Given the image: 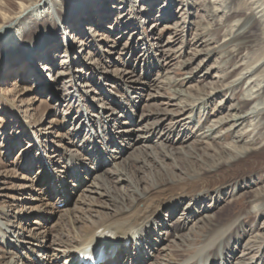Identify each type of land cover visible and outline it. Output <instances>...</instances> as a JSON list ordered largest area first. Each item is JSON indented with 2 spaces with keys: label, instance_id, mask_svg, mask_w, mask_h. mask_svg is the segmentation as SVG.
I'll use <instances>...</instances> for the list:
<instances>
[{
  "label": "rangeland",
  "instance_id": "1",
  "mask_svg": "<svg viewBox=\"0 0 264 264\" xmlns=\"http://www.w3.org/2000/svg\"><path fill=\"white\" fill-rule=\"evenodd\" d=\"M91 1H95L96 12H100L96 16L87 15L91 22L86 24L96 31L95 36H87L89 31L83 26L85 22H81L83 17L78 11L65 28L54 15L52 21L57 27L51 24L36 29L24 43L26 46L20 42L18 47L0 51L1 93H5L9 100L13 99V106L0 100V206L6 210L4 213L9 214L8 217L3 215L14 225L11 228L20 233V239L22 235L40 237L44 244L38 253L42 251L48 256L57 249L55 240L61 227L73 226L72 222L78 227L83 218L95 220L99 215H109L121 207V198L132 200L136 188V191L144 192L153 182L163 181L156 183L162 186L167 180H174L171 179L174 175L176 180H180L183 174H190L191 160H195L187 155L193 151L196 158L204 160L203 164L213 163L217 158L214 150L232 144V135L236 133V129L228 132L227 125L218 127L216 120L226 117L233 104L242 103L243 110L250 108L252 102L242 99L252 89L258 93V100H264V19L253 18L249 47L235 55L228 64L223 59L232 53L234 46L225 45L223 39L228 38L226 34L231 32V24L241 17L239 15L210 19L201 9L202 0H190L192 5L187 7L190 12L185 17L181 9L186 1L167 0L171 16L163 21L164 18L156 16L155 8L149 10L154 0ZM259 1L264 4V0ZM217 26L220 30L213 31L216 34L212 38L210 28ZM71 28L76 30V37L86 43L82 48L78 47L75 37L67 34ZM197 36L204 39L201 45L198 43L200 40L194 42ZM39 44H47L50 49L47 52L39 50L38 53L53 59V67L47 70L45 81L43 76L32 79L21 69L15 71L22 67L40 68L41 62H34L33 57L27 54L29 48ZM247 65L254 67L255 76L241 80L232 89L216 91L218 93L211 99L208 97L207 104L200 103L202 100L195 104L194 98L176 94L177 89H182L199 99L209 90L210 82L218 80L217 83L222 85L225 81H232ZM44 71L41 69L38 73L43 74ZM215 74L221 76L213 77ZM28 87H34V91L27 92ZM21 116L24 117L22 122L37 131L35 141L25 126L19 125ZM262 117L264 111L257 119ZM176 121V130L180 129L178 132L183 140L169 145L166 155L163 151L166 147L162 145L167 146L168 143L163 141L160 145L159 133H151L150 128L159 126L166 129ZM209 125L217 127L220 139H199ZM258 125L245 126L249 135L253 131L257 134L255 149L236 162L212 165L219 172L212 184L219 186V190L190 195L173 204V211L170 205L162 209L159 221L145 234L148 244L142 249V254L150 259L145 257L142 264L148 260L146 264H159L172 253L178 261L197 256L202 262L207 258L203 257L206 249L201 247L202 237L197 236V230L210 220L204 215H211L213 222L221 227L227 223L220 232L219 229L216 231L220 237L237 214L242 213L244 217L245 211L249 212L252 206L261 204L260 199H254V195L264 191V127ZM75 129L80 130L79 137L73 135ZM83 136L90 139L82 140ZM37 142L42 150L35 145ZM94 145H103L106 151L100 147L95 152ZM43 155L52 162L42 160ZM69 155L82 158L80 163L83 164L78 166L77 172L76 168L68 167L71 166ZM208 157L210 163L206 161ZM198 159L196 168L200 166ZM205 167L201 168L202 171ZM48 177H60L66 185L59 203L55 201L58 194L51 195L50 188L48 193L45 192ZM117 177L121 179L117 180ZM190 178L186 175L183 180ZM55 185H51L53 193L57 192ZM93 185L107 187L109 195L89 192ZM196 196L205 200L194 206ZM38 214L46 215L48 220ZM248 214L242 219L241 227L244 226L245 241L250 240V248L243 250V240L240 245L233 240L237 236H234L231 226V233L225 232L224 236L232 235L233 239L229 244H222L224 249H218L228 258L226 264H237L247 258L252 259V264H264V213ZM73 229L77 234L78 229ZM135 232L140 236L137 230ZM186 240H191L188 242L192 245ZM182 241L186 246L175 251L173 246ZM14 246L8 249L12 247L8 245L7 250L20 253V247L15 246L14 249ZM126 248L132 251V246L127 243L121 248L123 253ZM232 248L235 253L229 257ZM29 259L32 261L36 257L32 254ZM118 264L123 263L120 260ZM214 264L225 263L218 260Z\"/></svg>",
  "mask_w": 264,
  "mask_h": 264
},
{
  "label": "bare ground",
  "instance_id": "2",
  "mask_svg": "<svg viewBox=\"0 0 264 264\" xmlns=\"http://www.w3.org/2000/svg\"><path fill=\"white\" fill-rule=\"evenodd\" d=\"M106 1L108 0H105V2ZM159 1L160 0L152 1L149 5L150 6L149 10L150 9L153 10L155 8L156 10L155 12H157L156 16H160L164 18L163 21L165 19L168 20L171 16V13L170 11H168L167 8V0L160 2V4L158 3ZM182 1H186L185 5L183 3V7L181 9L183 11L182 14H184L185 16L186 14H189L190 11L189 12L187 11V7H191L192 2H190V0H182ZM110 2H112V0ZM94 4H96L95 1H91V0H0V51L4 48L18 47L20 42L21 45L26 46L24 43L29 41V38L31 37L30 35L31 34L33 35L36 29H40L46 25L54 24L52 21L54 15L57 16L56 19L58 18L59 22L63 24V28H65L66 27L65 24L68 25L67 23H69V21L72 19L75 13L78 11L81 12V16L83 17L81 22H85L83 26L87 31H89L87 36H95V34H97L96 31L92 30L91 26L86 24L87 22H91L90 19L87 17L88 14L89 15L95 14L96 16L100 13L99 11L96 12L97 7L94 6ZM82 5L84 6L82 7ZM201 5H202L201 9L203 13H205L204 16L210 17V19L218 20L219 18L226 19L228 17L235 18L238 15L241 16L240 18L235 19L232 22L230 29L231 32L226 34L228 38L223 39L225 45L234 46L232 53L228 54L223 59L224 63L228 62L229 64L231 60L235 57V55H238L239 53H241L242 50H245L249 47L252 36L250 31V29L253 26L252 20L253 18L257 19V16L261 21L264 19V4L259 0H202ZM112 8L115 9L114 6H112ZM82 12H85V14H83ZM132 22L133 21H131V23ZM100 23L98 25H101ZM54 25L56 27L58 26L56 25V23ZM218 30H220V27L218 26L215 28L214 27L210 28V36H212L213 38L214 34H216V33L213 34V31L216 32ZM124 32L125 31H122L121 34H124ZM67 34H69V36L72 38L74 37L76 38L75 42H78V47L82 48V46L86 44L82 39L76 37L77 36L76 30L74 28H71L69 31H67ZM198 36L195 38L194 42L197 43L200 40L198 43H200L201 45L204 42V39ZM38 46L40 47L39 49ZM49 49L50 47L47 44L33 45L31 48H29V52L27 54L33 57L34 62H37L38 64L39 62H41L39 64L40 68L36 69V67L35 68L28 67L26 69H23L22 67L16 69L15 71L21 69V71L25 72L24 75L31 76L32 79L43 76V79L45 81L46 79L44 78V76L46 75L47 70H50V68L53 67V59L50 56H48L47 58V56L45 54L43 55V53L39 54L38 51L41 50L47 52ZM49 63L52 64V66H50ZM255 66H257V64ZM253 68L254 67L250 65L248 67L245 66L244 69H242L239 72L237 78L227 82L225 81L226 79L225 78L224 79L225 83H223L222 85L217 83L218 80H216L217 82H210L209 90L199 99L190 96V94L184 92L182 89H177L176 94L183 95L185 97L194 98L195 99L194 103L196 101L202 100L200 101V103L206 102L207 104L208 97L211 99L214 95L218 93L216 91H221L224 88L232 89L236 85H238L241 80L250 78L252 75H254L255 70ZM41 69L43 70L45 69L43 74L41 72L40 74L38 73ZM189 76L190 75L186 76L185 78L187 79ZM217 76H221V75L220 74L213 75V77H217ZM49 82H51L50 79ZM39 84L43 85L45 84V82H39ZM33 88L34 87L31 88L28 87L26 91L27 92H31L32 90L34 91ZM2 90L3 88L1 86L0 100H5L9 102L10 105L13 106L12 104L13 99L9 100L8 97L5 95V93H1ZM257 96L258 93H256L255 90L252 89L248 91V94H246L242 100L245 102H252L250 108H248L247 110L245 109L243 110L241 105L242 103L233 104L228 109L231 111L227 112L226 117L225 116L221 118L219 117V119L216 120L215 125H217L218 127L227 125L226 130L228 132L236 129L235 130L236 133L232 135L233 137L231 140L232 144H229L228 146L226 145L224 146V148L219 147V149L217 148L214 150L217 158L213 163L212 162L210 163V157H208L209 159L206 161H208L210 164H206V165L203 164L204 160L196 158L197 154H195L193 151L191 154L187 155L190 159L193 158L195 160V161L191 160V169L188 170L190 174H183L180 180H176L175 178L176 175H174L173 177H171V179L174 180L169 181L166 179L167 183L162 186H159L158 184L163 181L153 182V184L150 185V188H148V190L144 192L142 191L138 192L136 191L137 190L136 188L133 190L135 191V197L132 200L129 199V197L121 198L123 200L121 203V207L117 208V210H114V212L110 213L109 215L106 216L99 215L95 220H89L90 218L89 219L83 218L82 222L78 223L79 224L78 227L74 225V222H72L73 226L70 225L68 226V228L61 227L58 230L55 240L57 249L53 250L54 252L51 253L49 256L46 253H43L42 251L40 254L38 253V251L42 249L40 248V246H43L44 244V242L41 240L40 237L38 239L29 236L23 237L22 235L23 239L22 238L20 239L21 236V235L19 236L20 233H18L17 230L11 228L14 225L10 224L8 222V218H6L3 215L5 214L8 217L9 214L6 212L4 213V211L6 210L0 206V264H60V262L62 264H118L120 260L122 261L123 264L144 263V259L149 258L142 254V249L146 244H148V242L146 241L145 234H148V231L151 230L150 229L151 226L159 221L158 218H160L162 209L170 205L172 206V211H173L174 210L173 204H177L184 198L189 197L190 195L195 196L200 193L202 195L203 193L210 192L212 190H216V189L219 190L218 189L219 186H217L216 184H212V181H214L215 177L219 174L217 168L213 166L225 165L227 163L236 162V160H240L242 157L246 156V154L250 150L255 149L254 146L258 141L257 134L256 132L253 131L249 135L248 133L249 130L246 127L252 125L254 126L255 123H259L257 127L260 126L264 127V118L262 117L263 119L262 118L257 119V117L260 114H262L264 111V100H258ZM179 106L182 107L183 105L180 104ZM184 106H187L186 103ZM193 109H194V104L192 110ZM232 110H234V112H232ZM23 118L24 117L21 116L19 125L25 126L28 135H31V138H33V140L35 141V139H37L35 135L37 131L34 130L32 126L29 127L27 123L22 122ZM190 118L192 117L190 116ZM177 124L178 121L174 123H170L169 127H167L166 129L160 128L159 126H153L152 128H150L151 133L154 134L159 133V140H161L159 142L160 145H162L161 142L163 141L165 143H168L167 146L165 144L162 145L163 147H166L163 148V151L165 152L166 155H168L167 151L169 150L168 148L169 145H174L178 141L183 140L180 139L181 137L178 132L180 129L178 131L176 130ZM215 125H209L206 131L201 132V134L199 135V139L202 138L207 139L210 137L214 139L216 138L220 139L221 135H218L217 127H215ZM79 131L80 130L75 129L73 130L72 133L74 136L79 137L80 135ZM113 132H120V131L114 130ZM205 132H207V134ZM108 136L112 138L111 135ZM89 139H90L89 136L82 137V140L88 141ZM110 142L112 141L110 140ZM35 145L39 146L40 150H42V146L40 147L38 142ZM94 146L95 147H93V150L95 152H97L98 148L100 147L102 150L106 149V147H104L103 145L100 146L94 145ZM68 157L70 158L69 165L71 164V166L68 167L76 168V172H77L79 169L78 166H80V164H83L80 163L81 162L80 159L82 158L76 157L74 155H69ZM196 159H198L200 162L199 163L200 166L197 167L198 169L195 167ZM42 160L52 162V160L48 159L46 155H43ZM202 166L203 167L206 166L204 168L205 171H202L201 169L203 168ZM211 166L215 169L211 168ZM195 168L198 171H195ZM202 172H207V174L205 175ZM186 175H190L192 178H190V180L188 179L183 180V178ZM48 179L49 180L47 181L45 192L48 193L50 188V192L52 193L51 195L58 194L59 196H56L55 201L58 200L59 203V200L61 198L60 196L61 195L63 196V193H65L64 188L66 185L65 183L60 181L61 180L60 177L58 179H51L50 177H48ZM120 179L121 178L117 177V180ZM241 182L243 183L244 179H242ZM52 184H56L55 185V187L57 188L56 193H53L54 190L52 191L53 189V187L51 186ZM154 184L156 185L154 186ZM93 186H94L93 188L89 189V192L98 194L99 196L109 195L107 193V189H106L107 187L105 188L96 185ZM101 189L103 191H101ZM201 197L196 196V198H194L193 201L194 206L200 205L204 202L205 199H201ZM254 199H260L261 204L259 206L258 205L252 206V210H250L249 212L245 211L244 217H242L243 215L242 213H239L234 219L228 222L229 226H227L228 228H226L224 233L227 232V234H230L233 229L235 233V234L233 233L234 236L235 235L237 236V238L234 239L232 238V235H229L227 238V234L224 236L223 232L221 233L220 237L216 235V231L219 229L218 231L220 232L221 230L220 228L224 227L227 223H225L224 226L221 227V225H219L218 223L213 222L211 215L210 216L204 215L205 217H210V220L208 223H204L202 226H200L197 230L199 232L197 236L199 238L202 237L201 247L203 250L206 249V253L203 255V257H207V258L203 259L202 262L199 261V258L197 256L189 257L183 261H178L176 258H174V256H176L174 253L172 254L167 253L169 254L167 255L168 258L165 260L166 257H164L162 259V262H160L159 264H199V263L205 264L210 260L213 261L211 262V264H214L218 260L219 261L221 260L222 263L226 264L228 263V258H226L223 253L222 254L219 253L218 249L219 247H222V244L225 245L229 244L230 239H233L239 245L240 242L243 240L244 243L242 245V249L249 250L250 240L248 239L247 241H245V234H244L245 229L244 226L241 227L242 221L249 215L248 213L256 212L257 214L259 213V215L261 214V212L264 213V191L261 192L260 194L254 195ZM39 216L42 217L44 220H48L46 215L45 217H43L42 215ZM76 220L77 222H80V219H76ZM38 225H40V223H38ZM217 225L218 227H216ZM231 226L232 229L230 230L229 228ZM73 228L78 229L77 234H75L74 231H72ZM136 230L138 231L140 236L137 235V233L135 232ZM154 234L155 233L153 232V235ZM222 235H223V240H222ZM39 240H41V243L39 242ZM188 241L191 240H186L185 242ZM185 242L182 241L180 244L178 245L176 244L175 246H173V248H175V251L177 250L180 251L181 250L180 247L186 246ZM127 243H129V246L130 245L132 246L131 248L132 251L129 250V248H126V250L123 253L121 248L122 246L125 247ZM215 243L218 244L216 246L211 245ZM26 244H28L29 246H26ZM187 244L192 245V243L189 242ZM8 245L12 246L8 249L13 248L14 245L17 248L20 247L19 249L21 250L20 253L14 252L13 249L12 251H8L7 250ZM15 246L14 249H16ZM43 248L45 249L46 246H44ZM222 249H224V247H222ZM234 253L235 250L234 248H232L229 251L228 256L231 257L230 255ZM32 254L35 255L36 259H32L31 261L29 257H31ZM120 256H122L121 259ZM37 257L40 258L37 259ZM23 259H25V261ZM252 263H253L252 259L247 258V260H241L237 264H252Z\"/></svg>",
  "mask_w": 264,
  "mask_h": 264
}]
</instances>
